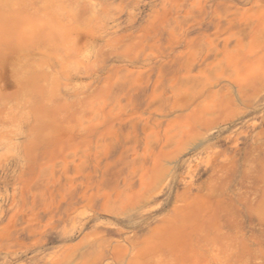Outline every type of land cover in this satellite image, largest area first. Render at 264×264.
Here are the masks:
<instances>
[{
	"label": "rangeland",
	"instance_id": "374dc122",
	"mask_svg": "<svg viewBox=\"0 0 264 264\" xmlns=\"http://www.w3.org/2000/svg\"><path fill=\"white\" fill-rule=\"evenodd\" d=\"M0 264H264V0H0Z\"/></svg>",
	"mask_w": 264,
	"mask_h": 264
}]
</instances>
